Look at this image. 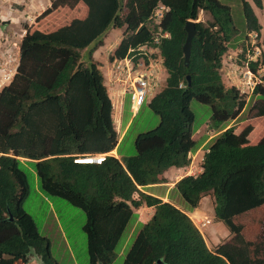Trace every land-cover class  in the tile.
<instances>
[{
  "label": "trees",
  "instance_id": "1",
  "mask_svg": "<svg viewBox=\"0 0 264 264\" xmlns=\"http://www.w3.org/2000/svg\"><path fill=\"white\" fill-rule=\"evenodd\" d=\"M253 2L263 7L264 0ZM241 5L246 32L258 35L261 25L250 2L241 0ZM201 11L210 15L206 23L198 20ZM188 19L195 20L197 32L186 65ZM24 29L15 72L0 89V264H30L31 253L43 264H60L23 207L29 192L25 161L34 163L44 193L83 210L89 264H112L143 206L154 212L140 225L121 264H264V124L228 126L247 105V94L226 85L220 72L238 33L228 5L219 0H51ZM118 29L123 31L109 61L128 57L136 63L143 58L138 50L143 45L159 50L167 75L148 103L159 123L137 134L134 155L78 164L76 154L110 152L118 145L111 98L93 58ZM244 64L257 72L258 59ZM252 94L246 118H264V85L257 83ZM192 99L210 106L207 125L216 135L201 171L183 176L174 188L189 210L212 195L215 218L229 231L214 248L185 207L145 190L166 183L163 174L170 167L190 164L189 154L198 148Z\"/></svg>",
  "mask_w": 264,
  "mask_h": 264
},
{
  "label": "rangeland",
  "instance_id": "2",
  "mask_svg": "<svg viewBox=\"0 0 264 264\" xmlns=\"http://www.w3.org/2000/svg\"><path fill=\"white\" fill-rule=\"evenodd\" d=\"M50 1L0 0V89L10 81L15 71L18 63L19 44L24 35L25 26L32 24L35 18L50 5ZM219 1L231 8L234 25L238 29V33L234 36L235 38L229 44L227 52L223 55L222 68L220 70L221 76L226 85H235L242 93L247 94V105L245 109L228 126L233 124H254L257 122L264 124V118H256L255 120L246 118L247 110L253 103L255 97L252 91L246 87L247 84H244V73L247 70L244 63H246L248 58H253L258 59L259 62L257 72L254 74V82L262 81L264 85V81L262 80L264 76V4L262 8H258L253 0H248L261 25L260 33L257 35L254 32H246L241 0ZM209 19L210 15L206 12L201 11L199 13L198 20L206 23ZM122 31L123 29L116 30V33L110 37L111 42L109 43V39H106V47L104 46L103 48L102 45L101 48H97L93 53V58L98 63L101 71L102 69L107 70L108 56L116 44V38L120 37ZM81 54H85V50H82ZM160 59L159 51L152 48L151 53H148L146 56V60L148 61L145 62V58L141 60L146 65L152 62L154 65L156 64L160 67ZM161 74L164 76L163 70H161ZM122 104L123 119L119 132L121 133L123 131L128 121L129 124L118 143L119 152L124 156H131L136 153L134 140L137 134L154 128L159 123V117L151 110L148 101H145L134 115L130 110L129 95L123 96ZM190 107L195 114L193 136L198 142V148H201V150L197 148L192 152V162L189 164L191 166L186 170L197 174L202 153L212 142L216 132L207 125L211 115L209 105L192 99ZM195 153H198V155ZM23 167L27 173L29 185V192L23 202V207L32 215L40 234L49 239L51 256L60 264H89L87 240L82 229L85 223L83 210L68 203L61 197L44 193L40 188L34 163L25 161ZM146 189L150 190L151 188L148 187ZM152 190L157 195L169 196L175 204L181 208L185 207L190 213H194L195 222L199 223V220L202 218L211 220L208 229L203 231V236L210 248H214L215 246H211L219 244L229 237L227 227L221 224L214 216L213 198L211 194L206 195L203 199L204 202L197 208L189 210L178 190L171 187V185H159ZM133 221L136 229L134 231L131 230L132 222L128 225L119 242L116 257L112 264L122 263L140 225L143 223L139 221L135 223V218Z\"/></svg>",
  "mask_w": 264,
  "mask_h": 264
},
{
  "label": "built area",
  "instance_id": "3",
  "mask_svg": "<svg viewBox=\"0 0 264 264\" xmlns=\"http://www.w3.org/2000/svg\"><path fill=\"white\" fill-rule=\"evenodd\" d=\"M162 9V7H160ZM156 23L159 21L161 11H156ZM155 43L158 39L154 40ZM141 56L151 53L152 47L143 45L139 47ZM143 59V58H142ZM253 59V58H249ZM247 68V67H246ZM161 67L152 62L146 65L144 61L138 60L136 63L131 58L114 60L110 65V82L118 87L121 94H128L130 98V110L135 113L143 102L152 96L159 86ZM255 75L247 68L244 73V81L248 84H255ZM106 157V153H88L79 155L77 160H88L90 162L101 163Z\"/></svg>",
  "mask_w": 264,
  "mask_h": 264
},
{
  "label": "clouds",
  "instance_id": "4",
  "mask_svg": "<svg viewBox=\"0 0 264 264\" xmlns=\"http://www.w3.org/2000/svg\"><path fill=\"white\" fill-rule=\"evenodd\" d=\"M155 50H158V49H156L155 47H153ZM159 51V50H158ZM146 57V56H145ZM144 56H143V60H144V58H145ZM160 67H161V70H163V75H165V73H166V71L164 70V67H163V65H162V59H160ZM246 61H256V59H247ZM113 61H108V63H112ZM111 65V64H110ZM110 65H108V67H107V70L106 71H108V77H107V82H108V86H109V88L111 89V93H109V91H108V93H109V96H110V98H111V102H112V113H113V121H114V125H115V128H116V131H117V133H118V135H119V138H118V143H119V140H120V137H121V133L119 132V130H120V125H121V121H119V119H116V117H115V114H116V112H117V104L119 103V98H121V97H123L124 95H128V94H121L120 93V91H119V89H118V87H116V85H114V84H112V82H110V78H111V76H110ZM17 66V65H16ZM246 66V65H245ZM16 69V68H15ZM15 72V71H14ZM14 74V73H13ZM253 74H255V73H253ZM13 76V75H12ZM162 74H161V72H160V79H159V86L157 87V89H156V91L157 90H159L160 89V87H162L163 85H164V83H165V77L164 76H162ZM12 78V77H11ZM11 80V79H10ZM245 80V79H244ZM9 83V82H8ZM7 83V84H8ZM243 83V82H242ZM257 83H262V81H259V82H255V84L253 85V84H248V83H245V81H244V84L246 85V87L247 88H249V90H253V88H254V86L257 84ZM111 84V85H110ZM6 85V84H5ZM112 87H114L116 90H114V92H113V90H112ZM237 87V86H236ZM2 88V87H1ZM238 88V87H237ZM239 89V88H238ZM107 90H108V87H107ZM240 90V89H239ZM155 91V92H156ZM113 92V93H112ZM241 92V91H240ZM242 93V92H241ZM154 95V94H153ZM152 95V96H153ZM152 96H150V97H148L145 101H149L150 99H151V97ZM129 100H130V98H129ZM144 101V102H145ZM144 102H143V104H144ZM115 104H116V107H115ZM142 104V105H143ZM141 105V106H142ZM140 106V107H141ZM139 107V108H140ZM139 110V109H138ZM132 112V111H131ZM136 113V112H135ZM135 113H133L132 112V114L134 115ZM119 123V124H118ZM118 125V126H117ZM201 150V148H198V150ZM208 151V149L206 148L205 150H204V152L202 153V156H201V158H200V168H199V171H198V173L201 171V162H202V158H203V154L205 153V152H207ZM112 151H110V152H105L106 153V157L107 156H113L112 155V153H111ZM118 153V152H117ZM85 154H88V153H85ZM94 154H99V153H94ZM79 155H84V154H76V155H74L73 156V161L74 162H76V163H78V164H101L103 161H105V159H106V157H105V159L101 162V163H95V162H90V161H88V160H77L76 159V157L77 156H79ZM191 156H193V153H190L189 154V157L191 158ZM115 157V156H114ZM117 158V157H116ZM118 159H120V158H118ZM23 160V159H22ZM192 161H190V163H191ZM191 165H188V167H190ZM188 167H186V168H184L185 169V174L183 175V176H185V175H195L194 173H191V172H189L188 170H186V169H188ZM182 176V177H183ZM182 177H180V178H182ZM179 178V179H180ZM178 179V180H179ZM177 180V181H178ZM175 184V183H174ZM147 192V191H146ZM136 197V196H135ZM206 196H204L202 199H201V202H200V204L201 203H203L204 202V198H205ZM199 204V205H200ZM197 208V207H196ZM195 209V208H194ZM184 211L189 215V217L192 219V221L194 222V224L198 227V229L201 231V233L203 234V231L204 230H207L208 229V227H209V224H210V221L211 220H208V219H200L199 220V223H197V222H195V220H194V217H195V215H193L194 213H190V212H188L186 209H184ZM213 212H214V210H213ZM215 216V215H214ZM197 217V216H196ZM221 224H223L221 221H219ZM200 225V226H199ZM228 234H229V232H228ZM208 245V244H207ZM216 245H218V244H216ZM216 245H214V246H216ZM209 246V245H208ZM214 246H211V247H214ZM32 257L33 258H39L40 259V257L39 256H37V254H35V253H31L30 255H29V263L31 264V262H30V260L32 259ZM41 260V259H40ZM42 262V261H41ZM43 263V262H42Z\"/></svg>",
  "mask_w": 264,
  "mask_h": 264
},
{
  "label": "crops",
  "instance_id": "5",
  "mask_svg": "<svg viewBox=\"0 0 264 264\" xmlns=\"http://www.w3.org/2000/svg\"><path fill=\"white\" fill-rule=\"evenodd\" d=\"M116 30H114V31H112L111 33H110V35H109V37L108 38H106L107 40L109 39V43L111 42V40H110V37H111V35L112 34H114V33H116L115 32ZM119 38V39H118ZM120 38H121V36L120 37H117L116 39H117V41H116V43H118V41L120 40ZM106 39H105V43L103 44L105 47H106V45H107V43H106ZM108 43V44H109ZM104 46H103V48H104ZM101 48V47H100ZM102 72H103V76H104V80H105V83H106V85H107V87H108V91H109V93H111V89L109 88V84H108V82H107V77H108V71H106V70H104V69H102ZM166 73H165V75H164V77L166 78ZM112 90H113V92H114V90H116L114 87H112ZM112 92V93H113ZM150 101V100H149ZM149 101H148V103H149ZM123 103V97H121V98H119V103L117 104V112H116V114H115V117H116V119H119V121H121L122 122V119H123V116H122V104ZM128 124H129V121L126 123V125H125V128L123 129V131L121 132V137H120V140H121V138H122V136H123V133H124V131L126 130V128H127V126H128ZM120 140H119V142H120ZM118 152V153H117ZM112 153V155L113 156H115V157H117V158H121V157H124V155L123 154H120V152H119V146L117 145V147L111 152ZM195 154H197L198 155V153H195ZM194 162V161H193ZM200 168V167H199ZM188 169H189V167H188ZM185 174V169L184 168H177V167H170L168 170H166L165 172H164V174H163V176H164V178L166 179V183H161V184H156V185H153V186H148L149 188H151L150 190H147L146 188H145V190L148 192V193H151V194H153V195H156V196H158V197H160L163 201H172V199H170V197L168 196H166V195H164V196H160V195H157L156 194V192L155 191H153L152 189H154V188H156L157 186H159V185H164V184H168V185H171V187H174V183L180 178V177H182L183 175ZM147 187V188H148ZM173 202V201H172ZM154 212V208L153 207H147V206H143V207H141L138 211H137V218H136V222L135 223H137L138 221L139 222H143V223H145L150 217H151V215H152V213ZM135 224H133L132 226H131V230L132 231H134L135 230ZM221 229V228H220ZM216 245V244H215ZM214 246V245H213ZM30 262H31V264H43L42 262H41V260L39 259V258H33L32 257V259L30 260Z\"/></svg>",
  "mask_w": 264,
  "mask_h": 264
},
{
  "label": "water",
  "instance_id": "6",
  "mask_svg": "<svg viewBox=\"0 0 264 264\" xmlns=\"http://www.w3.org/2000/svg\"><path fill=\"white\" fill-rule=\"evenodd\" d=\"M185 30L187 35L183 45V53H184V62L186 65H188L190 59V53H191L192 39L197 32L195 28V20L188 19L185 23ZM187 80H188V84L190 85L191 80L189 75H187Z\"/></svg>",
  "mask_w": 264,
  "mask_h": 264
},
{
  "label": "bare ground",
  "instance_id": "7",
  "mask_svg": "<svg viewBox=\"0 0 264 264\" xmlns=\"http://www.w3.org/2000/svg\"><path fill=\"white\" fill-rule=\"evenodd\" d=\"M115 107H116V104H115Z\"/></svg>",
  "mask_w": 264,
  "mask_h": 264
}]
</instances>
